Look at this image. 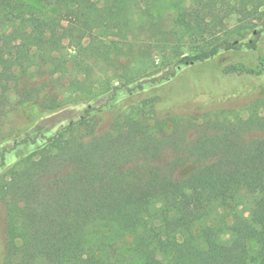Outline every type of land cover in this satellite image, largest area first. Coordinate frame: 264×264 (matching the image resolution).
Masks as SVG:
<instances>
[{
    "label": "trees",
    "instance_id": "obj_1",
    "mask_svg": "<svg viewBox=\"0 0 264 264\" xmlns=\"http://www.w3.org/2000/svg\"><path fill=\"white\" fill-rule=\"evenodd\" d=\"M249 8L264 0H0V115L85 102L76 120L0 151L5 264H264V197L249 219L206 224L214 205L264 194V99L246 119L204 121L190 142L160 105L184 68L257 49L264 26L223 31ZM101 66L120 76L103 80ZM216 71L261 76L264 54Z\"/></svg>",
    "mask_w": 264,
    "mask_h": 264
},
{
    "label": "rangeland",
    "instance_id": "obj_2",
    "mask_svg": "<svg viewBox=\"0 0 264 264\" xmlns=\"http://www.w3.org/2000/svg\"><path fill=\"white\" fill-rule=\"evenodd\" d=\"M240 19L257 24L259 27L264 26V8H249L242 17L233 16L232 20L225 25L224 30L217 28L216 32L223 33L225 30H232L241 26V23L238 24L237 22ZM249 36L250 34H247L246 39ZM262 36L264 37V32H262L256 50L222 54L212 61L184 68L164 87L162 92L165 94L161 98L162 103L160 105L164 113H170L177 117L179 126L184 127L182 142H190L200 131L199 128L202 123L209 119H221L233 114H237L241 119H246L248 104L256 99H264V74L261 76H225L216 71V65L230 63L242 64L247 67L254 66L257 58L264 54V38ZM135 43L138 44L139 41ZM184 52L189 53L188 50H184ZM153 53L155 52L153 51ZM100 70L104 72H102L104 74L103 80L109 79L110 83H114V80L121 73L119 68L117 74H113L109 69L102 66ZM10 98V102L13 103V94L10 95ZM84 106L85 102H78L77 98L74 97L66 100L58 109L50 112H41L35 106H21L14 110L5 108V112L0 115V151H10L14 146L21 143L27 131L35 126L55 130L61 124L76 120ZM263 113L264 111L261 109L260 114L263 115ZM110 121L111 118L108 116L101 119L98 131L108 127ZM170 132L171 128L166 126L162 136L168 137L171 135ZM167 150L169 148L162 152L160 159L172 157ZM8 159L17 158L11 155ZM6 167L0 165V195L1 189L10 178L9 173L5 170ZM261 197H264V194H252L243 190L236 200L227 205H214L206 224L228 227L235 216L249 219L255 202ZM6 214L4 200L0 197V264H5L6 256ZM226 237L227 234H224V238ZM125 263L129 264L128 261ZM132 263L135 264L134 261Z\"/></svg>",
    "mask_w": 264,
    "mask_h": 264
}]
</instances>
